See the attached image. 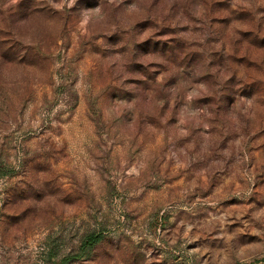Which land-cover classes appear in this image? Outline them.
I'll use <instances>...</instances> for the list:
<instances>
[{"label": "rangeland", "instance_id": "1", "mask_svg": "<svg viewBox=\"0 0 264 264\" xmlns=\"http://www.w3.org/2000/svg\"><path fill=\"white\" fill-rule=\"evenodd\" d=\"M0 264H264V0H0Z\"/></svg>", "mask_w": 264, "mask_h": 264}, {"label": "trees", "instance_id": "2", "mask_svg": "<svg viewBox=\"0 0 264 264\" xmlns=\"http://www.w3.org/2000/svg\"><path fill=\"white\" fill-rule=\"evenodd\" d=\"M101 239V234H89L84 237L82 243H81V250L86 249L87 247H92L94 244L99 242ZM80 255H75L70 258H78Z\"/></svg>", "mask_w": 264, "mask_h": 264}]
</instances>
